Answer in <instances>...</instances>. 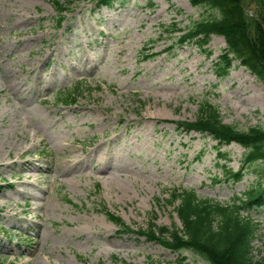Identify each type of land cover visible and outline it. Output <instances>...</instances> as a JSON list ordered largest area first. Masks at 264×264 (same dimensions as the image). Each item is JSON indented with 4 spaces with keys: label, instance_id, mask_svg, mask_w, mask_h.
<instances>
[{
    "label": "rangeland",
    "instance_id": "1",
    "mask_svg": "<svg viewBox=\"0 0 264 264\" xmlns=\"http://www.w3.org/2000/svg\"><path fill=\"white\" fill-rule=\"evenodd\" d=\"M69 3L60 24L51 0H0V264H208L119 231L98 210L134 230L153 219L182 228L177 204L165 202L171 191L231 205L259 184L262 162L225 181L223 167L238 171L244 147L177 123L209 101L224 123L264 129V84L239 61L216 76L223 37L172 48L215 15L190 0ZM79 83L77 103L64 106L59 97ZM243 215L260 225L258 258L264 208Z\"/></svg>",
    "mask_w": 264,
    "mask_h": 264
},
{
    "label": "trees",
    "instance_id": "2",
    "mask_svg": "<svg viewBox=\"0 0 264 264\" xmlns=\"http://www.w3.org/2000/svg\"><path fill=\"white\" fill-rule=\"evenodd\" d=\"M51 1L60 15L61 24L65 18L63 15L70 11L66 6L69 0ZM92 1L96 10L110 7L114 2ZM190 1L194 7L213 10L215 15L212 19L196 22L188 32L180 35L172 48L184 47L191 43L204 48L212 36L223 37L227 48L217 63L216 76L225 77L232 64L239 61L264 84V0ZM250 1L251 10H248ZM172 48L169 50L172 51ZM143 56L145 60H149L156 55ZM82 91V84L79 83L72 91H68V94H64L65 97L60 96L59 101L64 106H73ZM179 123L177 129L187 134H208L221 146L236 143L247 150L238 171L223 167L226 182H239L255 164L264 163V129L253 127L243 131L224 123L219 108L209 101L200 104L195 121ZM165 202L172 207L177 204L174 210L182 228L175 224L172 228L159 227L153 219L147 228L134 230L105 206L98 212L119 227V231L159 243L173 253L192 252L208 264H264V242L258 258L254 255L253 246L260 225L243 215L247 211L264 208V180L248 189L241 197H236L231 205L208 199L201 200L194 190L186 189L171 191L169 199ZM186 261V257L180 256L174 264H188Z\"/></svg>",
    "mask_w": 264,
    "mask_h": 264
},
{
    "label": "bare ground",
    "instance_id": "3",
    "mask_svg": "<svg viewBox=\"0 0 264 264\" xmlns=\"http://www.w3.org/2000/svg\"><path fill=\"white\" fill-rule=\"evenodd\" d=\"M148 58V57H147ZM152 122V121H151ZM180 124V123H179Z\"/></svg>",
    "mask_w": 264,
    "mask_h": 264
}]
</instances>
